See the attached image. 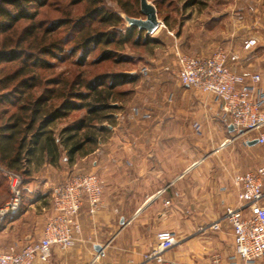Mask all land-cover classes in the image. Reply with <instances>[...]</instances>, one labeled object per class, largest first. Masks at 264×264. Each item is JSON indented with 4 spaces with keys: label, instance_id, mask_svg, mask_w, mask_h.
Listing matches in <instances>:
<instances>
[{
    "label": "crops",
    "instance_id": "1",
    "mask_svg": "<svg viewBox=\"0 0 264 264\" xmlns=\"http://www.w3.org/2000/svg\"><path fill=\"white\" fill-rule=\"evenodd\" d=\"M221 3L223 10L212 16L196 52L237 54L227 66L260 73L264 90V0ZM247 38H255L256 45L244 49ZM135 89L129 109L113 114L109 135L92 153L66 163L87 167L103 180L100 208L89 214L83 203L75 244L63 250L54 246L47 261L34 264H155L143 254L165 229L176 233L177 242L164 253L175 264H243L228 258L233 235L224 212L240 204L234 176L264 165L261 144L249 143L257 133L230 130L219 99L181 84L161 64L149 68ZM54 183L47 178L28 183L22 210L0 226V252L18 250L41 235L44 222L38 218L52 213ZM254 264H264V257Z\"/></svg>",
    "mask_w": 264,
    "mask_h": 264
},
{
    "label": "trees",
    "instance_id": "2",
    "mask_svg": "<svg viewBox=\"0 0 264 264\" xmlns=\"http://www.w3.org/2000/svg\"><path fill=\"white\" fill-rule=\"evenodd\" d=\"M72 1L85 3L83 13L73 19L58 18L49 27L50 32L68 25L77 30L70 49L65 50V41L60 40L39 45L34 51L32 44L29 45L30 50L25 45L26 41L38 35L40 29L35 21L37 10H31V7L33 4L40 6L43 0H0V63L20 61L16 69L0 79L1 88L6 89L0 93V101L14 107L11 112L5 110L6 119L0 123V170L19 172L26 177L34 159L37 163L46 161L56 166L63 157L67 163H73L77 156L92 153L109 135L113 111L120 107L117 99L128 93L117 90L118 87L137 80L136 75L125 72H102L86 77L82 71L68 81L58 73L48 79L46 88L34 95L32 91L39 80L36 68L53 66L44 56L62 58L65 55H60L72 56L79 51L81 54L74 62L83 65L87 63V55L96 49L99 50L98 60H105L116 58L119 54L115 48L124 47L127 43L149 45L159 41L144 30L124 23L122 14L134 17L140 13L139 0H109L115 6L107 5L106 0ZM186 3L204 6V0H187ZM21 21L29 24L15 44L9 46L7 38L10 41L9 35L15 34ZM93 22L96 26H92ZM110 45L113 47H108ZM12 82L16 83L11 86ZM75 111L83 112L68 119ZM61 119L66 121L56 126ZM21 210L19 208L18 212ZM15 216L14 213L7 214L0 221V226Z\"/></svg>",
    "mask_w": 264,
    "mask_h": 264
},
{
    "label": "built area",
    "instance_id": "3",
    "mask_svg": "<svg viewBox=\"0 0 264 264\" xmlns=\"http://www.w3.org/2000/svg\"><path fill=\"white\" fill-rule=\"evenodd\" d=\"M255 38L243 41V48L250 49ZM237 54L217 51L208 56L179 54L177 76L183 85L209 93L219 99L222 111L229 117L237 134L256 132L257 142L264 144V90L259 87L261 74L249 70L235 72L227 66V60H237ZM143 72L146 68H143ZM240 130L243 133H240ZM11 198L0 207V221L9 213H15L21 199L20 178L8 175ZM264 166L234 176L239 186L238 206H227L224 218L232 229L233 252L229 260L254 264L264 257V196L262 185ZM103 180L94 172H79L68 176L51 187L52 213L46 218L41 235L27 242L20 249L11 247L0 252V264H34L48 260L56 246L68 249L75 244V234L80 231L78 214L83 203L89 214H95L101 206ZM168 203V200L165 201ZM216 227L217 223H212ZM177 242L176 233L165 229L156 233L155 242L143 254L146 262L175 264L164 253Z\"/></svg>",
    "mask_w": 264,
    "mask_h": 264
},
{
    "label": "rangeland",
    "instance_id": "4",
    "mask_svg": "<svg viewBox=\"0 0 264 264\" xmlns=\"http://www.w3.org/2000/svg\"><path fill=\"white\" fill-rule=\"evenodd\" d=\"M132 1V0H131ZM153 3L157 9V18L161 22V26L150 36L153 38H158V42L152 43L149 45H134L132 43L125 44L124 47H116L115 50L119 54L116 58H109L105 60H98L99 50H93L86 57V62L83 65H78L74 61L80 56L81 52H76L72 56L69 54L60 55L64 56L62 58L44 56L45 59H48L51 62V68H36V74H38L37 87L33 89L34 95H37L41 92L46 86H48V79L57 76L58 73L66 78L68 81L72 80L76 74L79 72H84L86 77L102 73V72H125L137 76V80L130 83H125L118 87L117 90H126V93L120 98L117 99L116 103L120 105L118 109L113 111V114L118 112H124L128 110L131 104V100L135 94V86H137L138 80L144 78L149 68H151L156 63L161 64L166 73H169L178 78L177 76V57L179 54H187L193 56H208L206 54L199 55L196 50L199 46L204 44L205 36H207V28L212 24V16L217 17V14L223 10L222 0H204V6L200 7L198 3H191L188 5L187 0H148ZM105 3L108 5H114V2L106 0ZM139 7V4H138ZM85 8V3L83 1L78 3H73L72 0H43V4L40 6L32 5L31 10H37L35 21L39 25L38 35L30 38L26 41L28 46L27 49L32 50L38 48L39 45L47 44L48 42L57 43L60 40H64V49H70L72 44V38L77 34V30L72 27L65 26L59 27L56 31H49V27L53 26V23L56 22L58 18H68L73 19L77 16H80ZM140 11V7H139ZM218 11V13H214ZM123 15V14H122ZM134 17H144L140 12L137 16ZM90 22H86L88 24ZM125 25L126 22L124 20ZM28 21H21L17 24L16 31L14 35L10 36V41L7 38V43L9 46L14 45L18 37L22 35L25 31L26 26H28ZM92 26H96V22L92 23ZM98 28H105V26H99ZM24 28V29H23ZM216 28L212 26L210 28L209 35L211 36L212 30ZM23 29V30H22ZM8 34V33H7ZM8 36V37H9ZM2 38V35H0ZM70 40V41H69ZM6 43V44H7ZM32 44L31 46H29ZM112 45L108 46L111 47ZM113 47V46H112ZM218 49L209 55L221 51ZM35 51V50H34ZM38 51V49H36ZM223 51V50H222ZM37 55L38 53L35 52ZM93 61V62H92ZM92 62V63H91ZM20 64L19 60L16 61H2L0 63V79L7 76L8 73L12 72ZM143 68H146V71L143 72ZM262 78V77H261ZM262 80V79H261ZM16 82H12L10 85H14ZM11 86L9 88H11ZM10 90V89H7ZM193 90H196L193 88ZM6 89L1 88L0 93L5 92ZM115 104V102H114ZM8 109V112L14 110V107L8 102L0 101V123L6 119L5 110ZM83 111L72 112L68 119L79 116ZM114 117V116H113ZM66 120L61 119L57 121L56 126L62 125ZM115 122L113 118L111 124ZM110 124V123H108ZM106 137V136H105ZM261 151L264 155V144H261ZM81 155L76 157V160L79 159ZM75 160V161H76ZM44 162V161H43ZM43 162L37 163L34 161L29 165V176H23L19 172L7 171L4 168L0 170V207L10 200L11 186L8 178L9 173H14L18 175L21 181V197L24 202L27 198V187H30L31 183L35 185V182H40L43 178L50 179L51 182H59L62 180V177L66 179L68 176L82 172V169L76 167L67 166L66 160L60 159L59 164L55 167L41 166ZM65 166V167H64ZM264 166V165H263ZM64 170V174L63 170ZM86 172L87 167L84 168ZM50 184V183H49ZM50 187V185H49ZM50 190V189H49ZM21 200V199H20ZM27 201V200H26ZM21 205V206H20ZM23 207V203L19 204L18 209L14 214L16 216L19 214L18 210ZM18 212V214H17ZM6 217V216H5ZM4 217V218H5ZM46 216L38 218V223L42 224L45 222ZM8 221V220H7ZM6 221V222H7ZM4 224V223H3ZM2 224V225H3ZM1 225V226H2Z\"/></svg>",
    "mask_w": 264,
    "mask_h": 264
},
{
    "label": "water",
    "instance_id": "5",
    "mask_svg": "<svg viewBox=\"0 0 264 264\" xmlns=\"http://www.w3.org/2000/svg\"><path fill=\"white\" fill-rule=\"evenodd\" d=\"M140 12L143 14L142 17H133L127 16L123 14V18L128 26H135L138 29L144 30L146 34H153L160 26L161 22L157 18V11L153 3L148 0H139ZM229 129L233 130V126L230 124ZM240 133H243L240 130ZM250 144L257 143V139H253L249 141ZM97 251H101L102 248L100 246L95 247Z\"/></svg>",
    "mask_w": 264,
    "mask_h": 264
}]
</instances>
